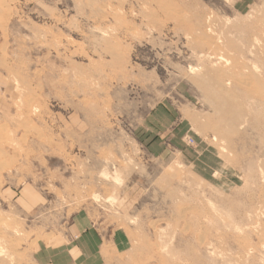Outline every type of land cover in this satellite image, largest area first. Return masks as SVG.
I'll use <instances>...</instances> for the list:
<instances>
[{
    "label": "rangeland",
    "instance_id": "374dc122",
    "mask_svg": "<svg viewBox=\"0 0 264 264\" xmlns=\"http://www.w3.org/2000/svg\"><path fill=\"white\" fill-rule=\"evenodd\" d=\"M263 178L264 0H0V264H264Z\"/></svg>",
    "mask_w": 264,
    "mask_h": 264
},
{
    "label": "crops",
    "instance_id": "0c3cea01",
    "mask_svg": "<svg viewBox=\"0 0 264 264\" xmlns=\"http://www.w3.org/2000/svg\"><path fill=\"white\" fill-rule=\"evenodd\" d=\"M172 113L164 105H158L149 114V129H160L158 120L172 119ZM163 120V121H164ZM166 122V121H165ZM176 123V122H175ZM146 140L149 149L155 154L159 149L160 137ZM17 187L10 185L4 191H0V206L17 202ZM98 234L93 229L92 222L87 216H76L69 226L65 238L50 240L43 244L38 252V264H95L98 252Z\"/></svg>",
    "mask_w": 264,
    "mask_h": 264
},
{
    "label": "bare ground",
    "instance_id": "6f19581e",
    "mask_svg": "<svg viewBox=\"0 0 264 264\" xmlns=\"http://www.w3.org/2000/svg\"><path fill=\"white\" fill-rule=\"evenodd\" d=\"M208 42H209V41H208ZM214 43H215V42H214ZM212 54H213V53H212ZM212 58H213V57H212ZM214 64H215V63H214ZM215 65H216V64H215ZM212 66H213V65H212ZM233 66H234V65H233ZM233 66H232V67H233ZM236 66H237V65H236ZM214 67H215V66H214ZM214 67H212V68H214ZM226 67H227V66H226ZM232 67H231V68H232ZM248 67H249V66H248ZM227 68H228V67H227ZM241 68H242V67H241ZM245 68H247V67L245 66ZM214 69H215V68H214ZM232 69H233V68H232ZM232 69H231V70H232ZM235 69H236V67H235ZM211 70H212V69H211ZM218 70H219V69L217 68V70H213V71H215V72L217 71V72H218ZM224 70H225L226 72L231 71L230 69H224ZM244 70H246L245 72H247L248 68H247V69H244ZM213 71H211V72H213ZM234 71H235V70H234ZM234 71H233V73H234ZM242 71H243V68H242ZM215 72H214V73H215ZM219 72H221V71L219 70ZM219 72L217 73V74H219V76L221 75V77H225L224 74H225L226 72H223V71H222L221 74H220ZM235 72H236V71H235ZM237 72H238V70H237ZM237 72L234 73V74L231 72L232 74L230 73L229 75H231V77L234 75L235 78H237L236 76H238V77L241 76L240 78L237 79V82L240 81V82H241V83H239L240 85H241V84H242V85H249V79L251 80V78H250L251 76H247V75H250L251 70L248 72V74H247V73H243L244 71L241 73L240 70H239V73H240V74H237ZM208 73H209V72H208ZM214 73H212V74L215 75ZM223 73H224V74H223ZM254 73H255V72H253V74H254ZM258 73H259V72L255 73V74H258ZM209 74H210V73H209ZM253 74H251V75L253 76ZM211 76H212V75H211ZM254 76H255V75H254ZM254 76H253V77H254ZM227 77H229V76L227 75ZM231 77H230V78H231ZM219 78H220V77H219ZM230 78H229V79H230ZM233 78H234V77H233ZM233 78H232V79H233ZM235 78H234L233 80H236ZM255 78H256V77H255ZM214 79H215V78H214ZM232 79H231V81H232ZM215 80H216V79H215ZM225 80H227V79H225ZM223 82H224V81H223ZM228 82H229V81H228ZM232 82H233V81H232ZM237 82L235 81L236 84H237ZM224 83H225V82H224ZM226 83H227V82H226ZM226 83H225V85H228V84H226ZM219 84H220V83H219ZM242 85H241V86H242ZM249 86H250V85H249ZM255 86H256V85H255ZM227 87H229V86H227ZM245 87H246V86H245ZM245 87H244V90H245V89H249V88H247V87L245 88ZM224 88H225V87H224ZM238 88H239V87H238ZM252 89H253V88H252ZM252 89H250V90H248V91L245 90V91L249 92V95H250V94L253 93V91L250 92ZM258 89H259V87H258ZM226 90H227V88H226ZM220 91H221V90H220ZM220 91H219V92H220ZM224 91H225V90H222L221 92H224ZM221 94H222V93H221ZM224 94L229 95L226 91L224 92ZM253 94H257V92H255V93H253ZM222 95H223V94H222ZM230 96H231V95H230ZM230 96H229V97H230ZM250 96H251V95H250ZM252 96H253V95H252ZM252 96H251V97H252ZM254 96H255V95H254ZM225 97H226V96H225ZM226 98H228V97H226ZM252 98H253V97H252ZM252 98H251V99H252ZM230 99H231V98H230ZM230 99H229V100H230ZM253 99H254V98H253ZM248 100H250V97H249ZM234 101H235V100H234ZM251 102H252V101H251ZM251 102H250V103H251ZM253 102H254V101H253ZM253 102H252V103H253ZM237 103H239V102L237 101ZM243 105H244V104H243ZM233 106H234V105H233ZM236 106H237V104H236ZM250 106H251V105H250ZM252 106H253V105H252ZM222 107H223V106H222ZM227 107H228V106H227ZM223 108H224V107H223ZM256 108H257V107H256ZM236 109H237V108H236ZM242 109H243V108H242ZM246 109H247V107H246ZM221 110H222V109H221ZM248 110H249V109H248ZM243 111H245V110H243ZM240 112L242 113V110H241ZM239 114H240V113H239ZM242 114H243V113H242ZM245 114H246V113H245ZM227 115H228V114H227ZM236 115H237V114H236ZM223 116H225V115L223 114ZM233 116H235V115H233ZM239 116H240V115H239ZM229 117H230V119L232 118V117L230 116V114H229ZM235 117H236V116H235ZM235 117H233L232 119H234ZM240 118H241V117H240ZM225 119H227V121L229 120L228 122H230V121L232 120V119H231V120L228 119V117H227V118H224V120H225ZM246 119H247V118H246ZM236 120H237V121H236ZM244 120H245V119H243V122H244ZM235 121H236V122L232 121V123H233V124H234V123H238V119H237V117L235 118ZM248 121H249V120H248ZM228 122H227V123L224 122V124L226 123V125H227ZM239 122L241 123L240 120H239ZM230 124H231V123H230ZM238 124H239V123H238ZM235 125H236V124H235ZM242 125H244V123H243ZM240 126H241V125H240ZM240 126L238 125L239 128H240ZM238 127H237V129H238ZM223 128H224V127H223ZM230 128L233 129V128H236V127H234V125H233V126H231ZM234 130H235V129H234ZM230 133H231V132H230ZM232 134H233V133H232ZM262 171H263V170H262ZM262 175H263V174H262ZM263 179H264V178H263ZM261 196H262V195H261ZM262 197H264V196H262ZM262 202H263V200H262ZM262 202L260 201V203H262ZM263 204H264V202H263ZM261 206H262V205H261ZM261 209H262V208H260V210H261ZM258 213H259V212H258ZM260 213H261V211H260ZM258 215H259V214H258ZM260 215H261V214H260ZM263 225H264V224H263ZM260 226H261V225H260ZM234 227H235V226H234ZM241 228H242V227H241ZM0 238H1V237H0ZM201 243H202V242H201ZM162 248H163V247H162ZM1 249H2V248H1ZM1 249H0V251H1Z\"/></svg>",
    "mask_w": 264,
    "mask_h": 264
}]
</instances>
